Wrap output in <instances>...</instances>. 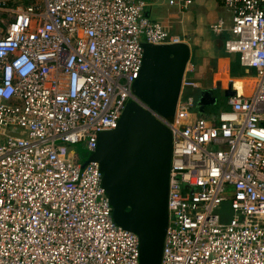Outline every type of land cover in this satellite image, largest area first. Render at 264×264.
<instances>
[{"label":"built area","instance_id":"2783aa9c","mask_svg":"<svg viewBox=\"0 0 264 264\" xmlns=\"http://www.w3.org/2000/svg\"><path fill=\"white\" fill-rule=\"evenodd\" d=\"M187 8L191 0H168ZM227 55L253 72L227 108L173 118L168 225L160 264H264V0H222ZM142 0H0V264H139V238L118 226L97 162L142 66V43H181ZM193 69V67L191 66ZM186 68L182 92L201 89ZM224 93V92H223ZM223 204L232 215L218 214Z\"/></svg>","mask_w":264,"mask_h":264},{"label":"water","instance_id":"95a60500","mask_svg":"<svg viewBox=\"0 0 264 264\" xmlns=\"http://www.w3.org/2000/svg\"><path fill=\"white\" fill-rule=\"evenodd\" d=\"M142 48L133 94L147 109L128 101L116 129L98 133L96 150L83 164L98 163L114 222L139 238V264H160L168 225L172 134L151 112L173 118L179 99L186 97L182 80L191 51L185 43H142ZM232 95L229 85L224 97ZM199 97L201 112L215 104L212 91L201 92Z\"/></svg>","mask_w":264,"mask_h":264},{"label":"crops","instance_id":"0c3cea01","mask_svg":"<svg viewBox=\"0 0 264 264\" xmlns=\"http://www.w3.org/2000/svg\"><path fill=\"white\" fill-rule=\"evenodd\" d=\"M142 1L145 4L144 15L150 21L159 23L170 35L178 36L181 43H185L190 48L189 64L194 68L193 63H198L197 82L200 81L199 83L204 85L201 89L195 90L199 94L211 89L212 91L219 90V93L224 96L223 92L228 89L229 81H239L251 75L250 71L243 68L244 76L232 77L230 75L231 59L236 55L231 57L224 51V41L228 37V32L225 30L221 33H214L210 29V25L218 19L225 21V29L229 26V15L223 8L222 0H191L192 3L186 9L176 4L169 5L168 0ZM212 61L216 65L210 68ZM221 61H224L226 68L221 72L223 74H217ZM194 98L196 100L194 113L200 116L205 113L206 109H203L201 114L197 102L200 97Z\"/></svg>","mask_w":264,"mask_h":264},{"label":"rangeland","instance_id":"374dc122","mask_svg":"<svg viewBox=\"0 0 264 264\" xmlns=\"http://www.w3.org/2000/svg\"><path fill=\"white\" fill-rule=\"evenodd\" d=\"M230 37V35H229V33H228V37L225 39V40H227L228 38ZM225 42V41H224ZM230 56V55H229ZM237 56V55H236ZM231 57H233V55H231ZM238 57V56H237ZM193 65H194V68L192 69L191 68V64H189L188 65V68H190V69H192V71L193 72H190V73H188L187 74V76H188V78L190 79V80H192V81H197L198 79H197V75H196V72L198 71V68H199V65H198V63L197 62H194L193 63ZM214 65H216L215 64V62H211V65H210V68H212V66H214ZM226 68V66H225V63H224V61H221L220 62V64H219V73H217V74H223V73H221L222 71H223V69H225ZM217 79H220L219 77H216ZM198 82H200V81H198ZM202 86H204L203 85V83L201 84V87ZM182 94H183V96L185 97V96H188V95H192L193 97H199V92L198 91H191V89H189V88H185V90L182 92ZM220 98H222V95L221 94H219V99ZM220 110H222L221 109V105H220V103H218V105H216L215 107H214V109H213V107L212 108H210V107H206V111H205V113L203 114V116H199V114L198 113H194V115H193V119H195V118H197V117H205L206 118V116H207V114H209V113H218ZM71 150L75 153V154H77L78 155V160L80 161V162H85L87 159H88V157L89 156H87V155H85V150H84V148H83V146H82V144H76V145H73V146H71ZM218 214H219V216H220V218H221V221H223V222H228V220L230 219V217H231V215H232V212H231V210L229 209V206L228 205H226V204H223L222 206H221V208H219V210H218Z\"/></svg>","mask_w":264,"mask_h":264},{"label":"trees","instance_id":"16d2710c","mask_svg":"<svg viewBox=\"0 0 264 264\" xmlns=\"http://www.w3.org/2000/svg\"><path fill=\"white\" fill-rule=\"evenodd\" d=\"M253 72H250L249 74H252ZM230 75L232 76V77H241V76H244V70L242 69V67H240V65H239V58L237 57V56H235L233 59H231V64H230ZM210 91H212L211 89H209ZM208 90V91H209ZM219 90H213L212 91V97H214L215 98V104L214 105H207V106H205L204 107V109H206V107H210V108H212L213 107V109H214V107L216 106V105H218V103H220V105H221V109L223 110V109H225V108H227V104H226V101H227V99L222 95V98H220L219 99ZM210 100V99H209ZM196 101V100H195ZM198 102V101H197ZM203 112H201V114H202ZM217 114V113H216ZM215 113H211V114H209V115H207L206 116V118H208V117H213V116H215L216 115ZM200 116H203V114L202 115H200ZM205 118V117H204Z\"/></svg>","mask_w":264,"mask_h":264},{"label":"bare ground","instance_id":"6f19581e","mask_svg":"<svg viewBox=\"0 0 264 264\" xmlns=\"http://www.w3.org/2000/svg\"><path fill=\"white\" fill-rule=\"evenodd\" d=\"M234 87H235V89L238 90V93H243L244 92L243 84H242V82L240 80L239 81L234 80Z\"/></svg>","mask_w":264,"mask_h":264}]
</instances>
